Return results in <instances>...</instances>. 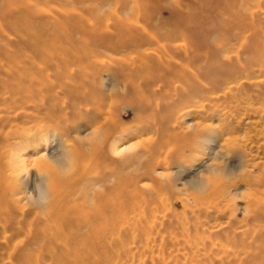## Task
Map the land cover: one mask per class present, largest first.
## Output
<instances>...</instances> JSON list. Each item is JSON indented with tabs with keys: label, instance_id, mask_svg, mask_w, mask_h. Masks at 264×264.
<instances>
[{
	"label": "bare ground",
	"instance_id": "obj_1",
	"mask_svg": "<svg viewBox=\"0 0 264 264\" xmlns=\"http://www.w3.org/2000/svg\"><path fill=\"white\" fill-rule=\"evenodd\" d=\"M103 1L109 3L108 0ZM250 1H246L242 12H235V7L231 6V20L235 23L249 22L248 25L255 28L260 21L256 20L257 10H250ZM66 2H63L65 6L62 7L51 8L49 5L44 8L41 0H0V222H4L6 233L12 232L9 240L14 244H9L7 252L10 261L14 256L17 257L18 264H39V255L35 256L24 248L19 249V243L14 242L15 238L29 234L33 235L31 243L38 246L41 253L45 250L53 257H60L57 258V264H91L90 259L95 258V255L102 258L104 239L111 233L108 232L109 226L116 229V226L129 222V214L134 213L139 204V171L127 174L125 177L128 180L121 183L124 175L117 174L115 167L109 169V162L114 160L109 145L113 151L119 150L120 146L112 144V141L118 139L120 143L127 134V130L123 128V108H129L136 120L143 122L141 115L152 110L156 106L154 102L161 97L182 100L187 90L178 94L176 84L189 75L188 65L182 59L190 61L191 58L196 60L200 56L201 45L194 36L140 29L142 21L148 25L151 22L147 6L143 5L141 8L138 5L133 9L129 8V3L118 1L114 8L102 11L103 7L95 9V6H85L77 9ZM257 7H262L261 1ZM193 13L201 23L209 20L203 9L194 10ZM46 15L49 17L48 23H51L48 27L34 24L35 16L42 18ZM180 16L181 19H188L186 14ZM198 26L199 24L196 27ZM112 28L116 30L114 35L104 39L103 34ZM78 37L81 38L75 39ZM94 40H98V46L110 55L105 57L104 51H100L98 46H91L96 44ZM223 51L226 52L227 49L224 48ZM104 73L109 76L113 86L121 87L118 94H110V90L103 91L101 85L98 86L99 78ZM210 100L214 101L216 98L212 97ZM78 117L86 119L97 135L104 133L103 146L92 154L83 152L79 144L81 137L75 134L79 129V124H74ZM147 122L146 129L143 128L145 132L157 126L155 121ZM65 137H75L74 142L69 140L75 157L71 164L75 169L72 173L68 171L69 175H59L49 164L47 154L35 160L34 166L37 165L39 171L51 174L55 195L46 212L33 207L26 210L25 207L29 204L25 202L24 192L20 191L19 184L15 182L17 180L7 174V169L13 168L10 162L6 164L3 161L7 154L3 153V149L13 147L15 141L20 140L22 144L27 141L32 143L33 151H38L40 147L46 150L55 140L63 143ZM11 139L14 141L11 142ZM161 147L162 141L147 145L145 150L133 152L134 159L142 163V158L148 157L152 161ZM212 147L207 148L212 150ZM121 160L119 162L128 161ZM151 161L142 165L145 175L152 174L148 170ZM93 173L96 177L102 173L113 177L115 188H119L121 197L103 191L96 194L95 205H89L86 182L91 181ZM224 193V190L218 191L215 194L217 198H211L210 201L213 209L222 216L232 207L225 203ZM246 210L254 220L257 219L255 209L247 206ZM228 218V230L231 232L238 229L233 214ZM135 221L141 222L138 219ZM248 224L251 222L248 221ZM82 229L87 233H82ZM141 230L142 234L147 235L144 227ZM114 234L113 232L112 235ZM181 236L182 239L170 245L164 242L160 244L163 254L161 262L264 264V257L259 258L258 252L245 251L246 246L238 244L237 238H226L224 242L217 243L211 239L192 240L187 234ZM83 242H87L86 248ZM237 244L245 248L244 252L237 250ZM252 247L250 248L253 249ZM99 252H102L101 255ZM105 261L104 257L98 264Z\"/></svg>",
	"mask_w": 264,
	"mask_h": 264
},
{
	"label": "rangeland",
	"instance_id": "obj_2",
	"mask_svg": "<svg viewBox=\"0 0 264 264\" xmlns=\"http://www.w3.org/2000/svg\"><path fill=\"white\" fill-rule=\"evenodd\" d=\"M64 1L71 3L70 5L77 9L95 6V9L103 7L102 11L114 8L118 1L129 3V8L133 9L138 5L141 8L147 6L151 22L148 25L141 20L140 29L171 31L194 36L201 45L200 56L196 60L182 59L184 64L188 65L189 73L185 80L176 84L178 94L187 90L182 100H175V97L174 99L161 97L154 102L156 106L152 110L141 115L145 122L136 120L135 114L124 106L123 128L127 130V134L119 143L121 155L129 151L141 152L147 148V145L160 141H162V147L152 161L148 157H143L142 163L135 165L136 170L139 171L137 177L140 178L138 207L134 213L129 214L131 219L129 222L122 223L120 227L116 226V229H111L112 226H109L108 232L111 233L104 239L102 258L95 255V258L90 259V263L98 264L105 257L106 261L102 262L103 264H165L164 261L161 262L163 254L160 244L164 242L170 245L182 239V234L189 235L192 240L211 239L217 243L224 242L226 238H237L238 244H243L247 249L237 244V250L258 252L259 258L264 257V246H262L264 245V0H251L249 4L250 10H257L256 20L260 21L255 28L248 25L249 22L235 23L231 20L233 17L231 6L235 7V12H242L248 0H108L110 4L107 0V3L103 0H41V6L62 7ZM260 1L262 7L259 9L257 5ZM201 9L207 12L206 15L209 17L207 22L201 23L195 19L194 10ZM184 13L188 15V19H181L180 15H185ZM48 19V15L42 18L35 16L34 24L48 27L51 24L48 23ZM198 24L199 26L196 27ZM115 31L114 28L110 29L103 34V38L113 36ZM97 41L94 40L96 44L91 46H98ZM224 48L227 49L226 52L223 51ZM98 49L104 51L106 57L108 52L99 46ZM100 78L98 86L100 87L101 82L105 81V87L100 88L103 91L111 90L113 85L109 76L104 73ZM213 90H216L215 93H210ZM212 97L216 100L211 101ZM150 100L153 101V99ZM148 120L155 121L157 126L145 132L143 128L147 127ZM75 123L79 124L75 134L84 136L92 130V126L84 118L78 117ZM207 130H212L213 133H207ZM11 140V142L14 141ZM15 142L13 147L3 149V153H7L3 161L6 164L10 162L8 159L12 150L20 149L24 158L31 160V167L35 169L38 168H36L37 165L34 166L35 160L44 154L54 157L63 144L62 141L55 140L46 150L40 147L38 151H33L32 143L29 141L23 144L20 140ZM208 146H213V149H208ZM221 147L233 154L227 162L229 171L238 170L242 162L246 161L248 170L239 178V181L227 186L219 181H212V189L202 197L193 195L195 199L192 195L178 196L170 179L171 172L177 173L176 185L181 187L205 170L206 165ZM119 161L122 160L114 158L111 162L108 161L109 169L115 167L117 174L122 173L124 178L121 183H124L128 180L125 176L134 172L129 171L134 165L130 160ZM149 161L151 163L148 170L152 171V174L145 175L142 165ZM74 169V165L71 164L69 172L72 173ZM69 172L66 175H69ZM7 174L16 180L15 172L11 167L7 169ZM91 175V181L86 182L87 190L93 184L104 183V191L110 192L115 197L121 195L119 188H115V181L106 183L113 178L109 177V174L104 176L102 173L98 177L94 173ZM36 180L37 173L33 170L31 179L26 180L28 190L34 188ZM245 186L248 188V193L244 205L246 208L248 206L255 209L257 221L247 210V215L234 213L232 205L225 216L213 209L210 201L211 198H217L215 194L218 191H243L246 189ZM19 188L23 192L20 185ZM218 200L221 199L218 198ZM240 206L243 207V203ZM29 207L31 206L27 205L25 209L28 210ZM231 214L235 218L238 229L230 232L227 222ZM248 221L251 224L247 225ZM141 226L146 229L147 235L141 233ZM3 227L4 222H0V264H18L16 256L11 260L12 263L8 257V247L14 243L9 240L12 232L6 233ZM82 230V233H87L85 229ZM113 232L114 235H112ZM26 237L22 235L15 238L14 242L19 243V249L24 248L35 256L39 255V264H57V258L60 257H53L45 250L41 253L40 248L31 243L33 235L29 234ZM40 241L43 242V240ZM41 242L39 244H42ZM82 244L86 248L87 242ZM99 253L101 255L102 252Z\"/></svg>",
	"mask_w": 264,
	"mask_h": 264
},
{
	"label": "clouds",
	"instance_id": "obj_3",
	"mask_svg": "<svg viewBox=\"0 0 264 264\" xmlns=\"http://www.w3.org/2000/svg\"><path fill=\"white\" fill-rule=\"evenodd\" d=\"M105 83V81H102L101 86L105 87ZM120 89V86H113L109 93L118 94ZM207 133H213V131L207 130ZM75 137H65L62 147L58 150V154L54 157H49L47 154L49 164L59 175H65L71 168V162H73L75 159L69 144V140L74 142ZM80 137L81 140L79 141V144L83 152L87 154H92L96 149L103 146L104 133L97 135L94 128H92V130L86 135ZM112 144L119 145V140H113ZM109 151L114 158L132 160L134 167L130 168L129 171H135V165L140 163V161L134 159L135 153L131 151L124 153L122 156L119 150L113 151L111 145H109ZM232 155L233 154L231 152L226 151L221 147V149L215 153L213 158L206 165L205 170L199 173L198 176L193 178L190 182L184 183L181 187H177V173L172 171L170 174V179L174 184V188L178 196L183 197L195 195L202 197L212 189V181H219L225 186L238 182L239 178L248 170V166L244 160L238 170L229 171L227 162ZM9 160L16 174V180L25 194L26 203L40 212H46L53 202L55 195L51 174L47 171L41 172L35 168H32L31 160L25 159L23 152L20 149L12 150ZM33 170H35L37 173V180L34 182V188L32 190H28L26 187V180L31 179V172ZM112 182H114V178L110 179L106 183L110 184ZM104 190V183L91 185L88 189L89 205L94 206L96 203V194L102 193ZM247 193V187L243 191L228 190L224 193L225 203L233 206L234 213L239 215H247L246 206L244 205V201L247 198ZM241 203H243V207L240 206Z\"/></svg>",
	"mask_w": 264,
	"mask_h": 264
}]
</instances>
